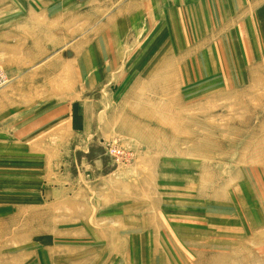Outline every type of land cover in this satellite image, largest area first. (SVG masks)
I'll return each mask as SVG.
<instances>
[{
	"label": "rangeland",
	"instance_id": "rangeland-1",
	"mask_svg": "<svg viewBox=\"0 0 264 264\" xmlns=\"http://www.w3.org/2000/svg\"><path fill=\"white\" fill-rule=\"evenodd\" d=\"M152 1L0 0L9 82L84 85L0 134V264H264V0Z\"/></svg>",
	"mask_w": 264,
	"mask_h": 264
},
{
	"label": "crops",
	"instance_id": "crops-1",
	"mask_svg": "<svg viewBox=\"0 0 264 264\" xmlns=\"http://www.w3.org/2000/svg\"><path fill=\"white\" fill-rule=\"evenodd\" d=\"M142 3L143 0H136V1L133 0V2H131V4L137 6L141 5ZM152 3L154 4L155 0H153L151 4ZM145 4L143 6H145ZM66 19L67 17L65 16L62 22L68 23ZM60 22L61 20H59V23ZM61 25L60 27H62ZM12 68L13 65L12 66L10 65L8 67L9 70H11ZM44 71H39L37 73H43V77L48 76L47 73L48 70H44ZM78 74H80L79 77ZM19 77L21 79H15ZM32 77H35V75L34 74L26 75L24 73L23 74L21 73V75L17 74L16 77H14L13 81L11 79V81L8 84H6L4 87L0 89V114H2L0 120V134H2L4 138L5 137L8 138L7 135L12 133L13 136L11 140L13 141L16 140L22 143H28L27 144L28 152L29 151L32 152L34 150L35 141L37 139H40L36 131L37 125H39V127H42V129L47 127L44 130V132H48L44 134L46 135V139H49L50 137L53 138V134H52L53 131L49 129L52 125L51 126L49 125L51 123H54V121L55 123L63 121L62 122L63 124L62 123L61 124L62 125L67 124L68 126V120H69L68 118L73 115V114L69 115L68 111L70 113L73 112L76 113L78 111L77 104L75 106L76 108L74 107V110H72L71 103L69 106L65 104V107L62 105L60 109H56V106L51 101L53 96L55 97V99L57 97L62 100L65 99V103L70 102L72 99L78 101L80 100L84 89L82 70L81 71L79 70V73L78 72L76 73L74 79L71 80V82L67 86L65 83H63L62 87L58 85V86H54L53 89H49L46 86H39V87L35 86V84H32L33 83V80H31ZM48 95H50L51 99L47 98ZM72 95L75 97H72ZM68 99L69 101H66ZM45 117H50V119H45ZM56 125H59V123H57ZM65 130L63 131L64 134L63 138H65V136L68 134L67 130L66 131ZM70 134H72V132H70ZM9 141L6 142L4 148L5 146L6 147L9 146L8 144ZM11 148L17 149L16 151L19 150V147L16 146L15 144L14 145L11 144L8 149Z\"/></svg>",
	"mask_w": 264,
	"mask_h": 264
},
{
	"label": "bare ground",
	"instance_id": "bare-ground-1",
	"mask_svg": "<svg viewBox=\"0 0 264 264\" xmlns=\"http://www.w3.org/2000/svg\"><path fill=\"white\" fill-rule=\"evenodd\" d=\"M83 56H85V55H83ZM87 60L90 62V59L89 58ZM92 61L93 60L91 59V63H92ZM89 62H88V64H89V66H91V63H89ZM0 70L3 71V73H4V77L0 80V88H1V87H3L4 85H6L9 82V78H8L9 76L7 75L6 71L2 67H0ZM83 70H85V68H83ZM87 72H88V70H87ZM87 72H84V74H86Z\"/></svg>",
	"mask_w": 264,
	"mask_h": 264
},
{
	"label": "built area",
	"instance_id": "built-area-1",
	"mask_svg": "<svg viewBox=\"0 0 264 264\" xmlns=\"http://www.w3.org/2000/svg\"><path fill=\"white\" fill-rule=\"evenodd\" d=\"M4 77L3 71L0 70V80Z\"/></svg>",
	"mask_w": 264,
	"mask_h": 264
}]
</instances>
